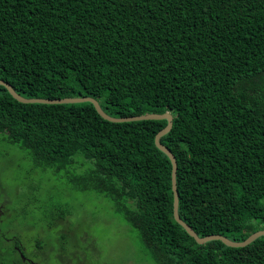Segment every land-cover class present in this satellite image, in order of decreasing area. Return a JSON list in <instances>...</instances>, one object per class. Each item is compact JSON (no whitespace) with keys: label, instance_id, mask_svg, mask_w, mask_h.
Returning a JSON list of instances; mask_svg holds the SVG:
<instances>
[{"label":"trees","instance_id":"1","mask_svg":"<svg viewBox=\"0 0 264 264\" xmlns=\"http://www.w3.org/2000/svg\"><path fill=\"white\" fill-rule=\"evenodd\" d=\"M0 79L24 98L92 97L112 117L168 112L158 140L175 159L179 218L234 241L264 229V0H0ZM164 124L108 121L87 101L22 103L0 85V140L56 171L87 160L66 180L109 199L145 262L264 264V235L198 244L174 221L170 162L153 143ZM0 205L1 222L12 208ZM49 212L58 238L39 235L33 253L83 261L68 209ZM10 232L0 226V264H46Z\"/></svg>","mask_w":264,"mask_h":264},{"label":"rangeland","instance_id":"2","mask_svg":"<svg viewBox=\"0 0 264 264\" xmlns=\"http://www.w3.org/2000/svg\"><path fill=\"white\" fill-rule=\"evenodd\" d=\"M88 167L89 162L79 156L59 171L35 166L24 149L0 140V203L12 208L0 226L16 235L24 252L35 261L46 256V264H66L55 259L51 251H32L33 239L39 235L48 243L58 238L54 228L45 229L47 219L42 214L50 218V208L60 205L71 214L72 233L68 232V238L80 247L73 250L74 256L79 254L83 259L79 263L153 264L145 262L136 231L114 212L106 196L93 189H78L66 180V173L82 172ZM66 260L67 264L78 263L71 257Z\"/></svg>","mask_w":264,"mask_h":264},{"label":"water","instance_id":"3","mask_svg":"<svg viewBox=\"0 0 264 264\" xmlns=\"http://www.w3.org/2000/svg\"><path fill=\"white\" fill-rule=\"evenodd\" d=\"M0 85H2L10 96L18 102L22 103H47V104H54V103H75V102H83L87 101L90 102L96 111V113L103 119L112 121V122H120V121H129V120H142V119H165V124L162 128H160L153 137L154 146L160 150L162 153L166 155L170 162V187L172 192V217L174 221L179 224L183 230L193 238V240L198 243L202 244L205 241L217 239L220 240L223 244L231 247H240L248 244L253 239L260 235H264V229L256 230L250 233L246 238L241 241H234L231 239L226 238L220 234H209L205 236H198L196 233L188 226L185 222H183L178 214H177V196H176V189H175V159L168 148L162 145L159 142V136L165 134L170 126H171V115L168 112L163 113H145L139 115H131V116H123V117H112L104 113L100 106L98 105L97 101L89 96H78V97H62V98H24L17 94L11 86L4 80L0 79Z\"/></svg>","mask_w":264,"mask_h":264}]
</instances>
